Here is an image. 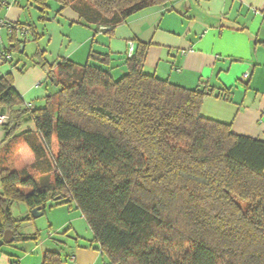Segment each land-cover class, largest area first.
Instances as JSON below:
<instances>
[{
  "label": "trees",
  "instance_id": "trees-1",
  "mask_svg": "<svg viewBox=\"0 0 264 264\" xmlns=\"http://www.w3.org/2000/svg\"><path fill=\"white\" fill-rule=\"evenodd\" d=\"M57 1L60 9L84 1L114 29L175 0ZM35 3L47 9V0ZM18 35L8 34L10 57L25 44ZM147 49L137 43L117 80L88 62L50 65L37 51L35 66L55 88L39 108L0 74L3 148L21 142L31 153L22 170L0 160V238L10 230L18 241L31 219L15 217V205L74 204L108 264H264V141L201 114L207 94L220 96L214 89L144 73ZM88 61L109 59L90 52ZM43 264H54L50 253Z\"/></svg>",
  "mask_w": 264,
  "mask_h": 264
},
{
  "label": "crops",
  "instance_id": "crops-1",
  "mask_svg": "<svg viewBox=\"0 0 264 264\" xmlns=\"http://www.w3.org/2000/svg\"><path fill=\"white\" fill-rule=\"evenodd\" d=\"M54 1L47 0V9L41 13L35 0H0V21L20 24L29 31L19 54L27 53L29 46L27 54L32 60L37 51H42L50 65L61 60L79 66L88 62L117 80L127 71L129 43L134 50L138 42L148 44L144 73L188 90L200 86L204 91L214 89L220 96L207 94L201 114L229 124L238 136L264 141V0H175L145 9L114 29L84 1H72L63 9ZM49 22L59 26L57 36L67 39L60 42L65 48L56 56L47 50L54 40L53 31L46 28ZM29 27L38 36L36 41ZM65 29L68 32L63 34ZM4 38L8 40L5 29L0 32V53L7 49ZM30 42L33 44L28 45ZM90 52L106 55L108 64L89 62ZM8 73L27 106L43 105L50 93L41 90L46 78L39 67L17 73L12 63L0 60V74ZM1 125L0 148L6 144ZM61 206L67 208H60L64 221H54L51 215L39 221L46 214L45 208L40 217L22 222L20 239L0 247V264H43L47 253L54 264H108L86 222L83 232L80 225H75L84 220L76 206ZM13 214L22 220L30 212L19 204L13 207Z\"/></svg>",
  "mask_w": 264,
  "mask_h": 264
},
{
  "label": "rangeland",
  "instance_id": "rangeland-1",
  "mask_svg": "<svg viewBox=\"0 0 264 264\" xmlns=\"http://www.w3.org/2000/svg\"><path fill=\"white\" fill-rule=\"evenodd\" d=\"M52 3H56V1L51 0ZM36 21V20H35ZM36 25L40 26V29H42V26L40 24H38V22L36 21ZM57 27H59L56 23L54 25H51L50 22L46 25V28L49 31H53L54 34V40L52 41V45L49 47L48 53H52L53 56H56L59 53H62V51H64L65 45L64 44H60L61 41H67L66 37H63L62 35L57 36ZM54 28L56 29L54 31ZM66 32H68L67 29H65L63 31V34H66ZM2 34H4V32H2ZM59 35V34H58ZM3 37V36H2ZM31 38V37H30ZM30 40L28 39L27 42H29ZM46 41V39H45ZM44 41V42H45ZM4 43L6 44L7 47V38H4ZM46 43V42H45ZM33 43L30 42L28 43V45H32ZM66 44V43H65ZM1 48V45H0ZM30 51L29 46H27L26 48V52L28 53ZM27 53L25 54H19L17 52H13L12 53V68L13 70H15V72H20V73H25L26 71H28L30 68H34L37 67L35 66V63L33 62V60L31 59V56H29ZM41 90H47L49 93H53L55 88L54 86L44 80L43 84H42V89ZM35 108H39V105H34ZM6 121V118H1L0 117V123L3 124ZM31 129H33V127H30ZM6 145H4L3 147H5ZM0 148V160H2L4 163V165L9 166L11 169H15V170H22L23 168H25L27 166V164H25V158L26 155L31 157V153L29 152V150L24 146L23 143L21 142H14L9 144V146L7 148ZM57 152V144L56 142L53 143V149H52V154H55ZM22 205V204H20ZM61 207H64V209L66 210V206H61V205H55L52 204L51 206L46 208V214L45 216L39 218V221H46V219L48 218V215H51L52 218H54V221H64L65 220V214H63V212L61 211ZM38 220V219H37ZM78 224L80 225V232H83V230L86 229V224L85 221H80V222H76L75 225ZM76 225V226H78Z\"/></svg>",
  "mask_w": 264,
  "mask_h": 264
},
{
  "label": "built area",
  "instance_id": "built-area-1",
  "mask_svg": "<svg viewBox=\"0 0 264 264\" xmlns=\"http://www.w3.org/2000/svg\"><path fill=\"white\" fill-rule=\"evenodd\" d=\"M3 29H5L8 34H10L13 30H15L20 35H27L28 34V30L26 28L21 27V26L7 24L3 20H1L0 21V32ZM133 52H134V45H133V43H129V45L127 47V52H126L127 57L130 58L132 56ZM10 59H11V57L9 55L5 54L4 52L0 53V60L5 62V61H9Z\"/></svg>",
  "mask_w": 264,
  "mask_h": 264
},
{
  "label": "water",
  "instance_id": "water-1",
  "mask_svg": "<svg viewBox=\"0 0 264 264\" xmlns=\"http://www.w3.org/2000/svg\"><path fill=\"white\" fill-rule=\"evenodd\" d=\"M197 90H198V92H201L202 93V92H204V87L203 86H200ZM58 199L59 198H56L55 201L58 200ZM51 202L52 201H49L48 204L51 203ZM42 213H43V210L40 207L39 208H34L30 212L32 218L40 217L42 215ZM12 240H13V233H12V231H10V230L5 231L4 234H3V238L0 240V247L3 244H9V243H11Z\"/></svg>",
  "mask_w": 264,
  "mask_h": 264
}]
</instances>
